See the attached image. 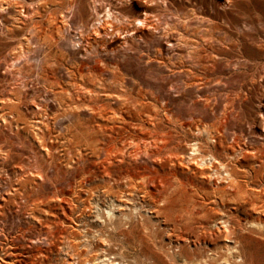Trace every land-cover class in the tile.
Listing matches in <instances>:
<instances>
[{
  "label": "rangeland",
  "instance_id": "obj_1",
  "mask_svg": "<svg viewBox=\"0 0 264 264\" xmlns=\"http://www.w3.org/2000/svg\"><path fill=\"white\" fill-rule=\"evenodd\" d=\"M169 1H147L162 24L138 37L128 24L143 12L135 0H0V264H71L72 256L100 264L102 194L159 208L133 217V230L111 231L122 253L112 244L114 260L172 264L157 250L165 224L174 239L190 235L178 259L200 260L223 243L212 226L222 217L237 230L227 237L239 238L247 264H264V229L250 225L264 220V0H233L226 9L201 0L200 14L191 10L196 0ZM102 18L112 26L97 34ZM150 122L162 142L144 130ZM205 129L233 167L236 188L128 153L134 136L177 152L194 141L206 147ZM108 144L123 148L124 160L115 150L108 159ZM241 148L255 153L242 156Z\"/></svg>",
  "mask_w": 264,
  "mask_h": 264
},
{
  "label": "bare ground",
  "instance_id": "obj_2",
  "mask_svg": "<svg viewBox=\"0 0 264 264\" xmlns=\"http://www.w3.org/2000/svg\"><path fill=\"white\" fill-rule=\"evenodd\" d=\"M147 1L148 0H145V1L135 0V2L139 5L140 9L143 12L140 15H138V18H134L133 20L128 21L129 26L132 25V28L134 30L133 32L136 35H138V37H141L146 31H148V35H149L153 31H155L156 29L160 28L161 24H162V23L159 24L158 20H156L155 18H153V17L151 18V15L148 13L149 12V6L147 4ZM200 1L201 0H196L195 5L191 7V10H194L193 12L196 14H200L203 12V10L200 9L201 5L199 6V4H198ZM120 2L123 3V1H120ZM232 2H233V0H221V7L225 8V9L227 7L229 8L232 5ZM161 4H163L165 6H170L171 4L173 5V1L161 0ZM98 8H99V6L97 4H95V2H94L93 3V12L96 15H98V12H99ZM201 16H202V14H201ZM202 18H204V17L202 16ZM111 26L112 25L110 24V20L108 18H102V19H99L98 25H95L94 29H95V32H97V34H100L102 31L107 30ZM126 28H128V27H126ZM110 32L112 35L115 34V32L117 33V31H110ZM173 45L174 44L170 39L166 40L165 47L167 49L168 48L170 49V47L172 48ZM144 125L145 124H143L144 130H146L147 133L153 135V137H151V138L155 142H157V139H159L162 142V138H161L162 133L156 130L157 127L155 128L154 123H152V122L149 123V125L153 126V128H152L153 131H151L150 128H148L149 125H145V126ZM204 132L207 135L206 147H203V145L200 144L198 141H194V142H190L189 151L188 150L187 151L178 150V152H177V151H174V146H170L167 143H163L160 146H154V148H152L146 141L141 143L143 141L142 140L143 137L134 136L133 142H132V149L131 150L129 149L128 153L130 154V156H134L135 157L134 159H136L137 156L140 155L141 153H145L147 155V157L150 158L151 161L160 162L159 164H161V161L162 162L168 161L173 166H175V165L177 166V164H183L192 173H194L196 171H199L202 173L207 172V178L208 177L214 178L213 183L217 189L220 188V186L217 184L218 181L225 182L227 184V186H233L234 188H236L238 181L235 180L233 167L230 165V163L224 162L226 160L223 161L222 159H220L221 157L223 158L222 155H221V157H219L215 154L216 144L214 142H217L216 137L211 135L212 132L209 129H205ZM218 134H219V132H218ZM254 134H257V137H258V135H260L258 132H255ZM166 138H170V133H168L166 135ZM128 142L131 143V141H128ZM125 143L126 142H124V148H125ZM236 144H238V143L236 142ZM227 146H229V144ZM175 147L177 148L178 145H175ZM112 150H115V152H117V153H121L122 158L121 159L118 158V159L120 161L124 160L123 156L125 153L123 152V148L122 149L116 148L114 145H111V144L110 145L108 144L106 146V152L108 155V157H107L108 159L110 158V153H112L111 152ZM240 150H241V152L239 154H241L242 156L253 155L255 153V151H253L252 149H247V148L242 149L241 148ZM226 152H228V151H226ZM235 152H232V154H230V152H229V154H227V156L230 158H236L237 156H236ZM220 154H222V153H220ZM141 156H142V154H141ZM225 156H226V154H225ZM224 158H227V157H224ZM227 160L229 161L228 158H227ZM189 165H191V166L193 165L194 169H191L189 167ZM109 167L103 166L102 172L109 175L111 172ZM146 168H148V167L146 166ZM153 169H156V167ZM205 170H207V171H205ZM127 171L129 173L130 170L128 169ZM134 171H135V169L132 168V172H134ZM124 172H126V171H124ZM128 173L126 172V174H128ZM128 179H130V178H128ZM209 179H211V178H209ZM216 188H215V190H216ZM102 195H104V196H102V202L103 203L100 202L101 200L99 201V199L95 200V203H96V206L98 209V212L96 211L97 216H95V218H97L102 224V228L98 230V233H99L98 238L100 241L102 239L104 240V242L102 241V244L104 246L99 248L100 253H99V255L96 256L97 262H99L100 264H133V262L131 260H128V259H126V260L121 259L119 261L114 260L115 258L111 254V253H113V248H114V251L116 252V254L118 256L122 255V253L120 250L115 249V247H118L117 245L119 242L116 243V241L114 242L111 239L112 235H113V234H111V231H114V232L115 231H121L122 226H124V228L128 227V229L133 230V228H134V227H132L133 226V222H132L133 217H135L138 214L139 216L144 218L146 216H144L141 211H144L146 213H148V212L153 213V212H159V208L156 207L155 201H154L155 203H153L151 205H146V204L144 205V204H142L143 202L134 201V198H132V197L131 198L126 197L125 201H122L121 203L120 202L115 203L114 199L105 196V194H102ZM99 198H101V196ZM115 211H117V214L115 213ZM162 217H163L164 221L166 219H168L165 215H162ZM156 219L159 220L158 217ZM213 224L214 225H212V226H214V230H217V232L224 234L225 243L223 241V243L221 245L216 246L214 249H209V250L204 249L203 258H201L200 260L178 259L179 256L181 257L184 250L188 249V247H190L191 238H190V235L183 234V233L179 234V236H180L179 238H175V239L172 238L171 234H172L174 228L171 227L172 225L170 226L168 224H165L162 226L161 229H158L162 233L161 236L166 237L167 241L164 242V241H162L163 239L161 241H159L160 244L158 245L157 250L160 251L163 254V256L168 261H170L172 264H207L208 263V257L212 260H217V261L223 260L225 262L224 264H247V260H246L247 258H245V255H244L243 251H241L242 249L240 248V245H239V241H240L239 238H238V240H235V239H231L230 237H227L228 234L236 233L237 230L234 227H232L231 225H229V221L227 219H224L222 217L219 218L218 220H216V222ZM250 225L256 227L261 232V230L264 229V220L255 221L253 223H250ZM206 229L209 230L210 232L212 230L210 227H206ZM137 231H135V232H137ZM124 233H126V232H124ZM129 233H127V234H129ZM131 233H133V232L131 231ZM121 235H123V233H121ZM192 240H194V239H192ZM114 243H116L115 246L114 247L112 246L113 248H111V245ZM96 248H98V247H96ZM67 252L70 253L69 251H65V254ZM97 252H96V254H97ZM219 253H222V254L219 255ZM159 254L160 253H158V256H159ZM72 257L73 258L70 259V263L75 264L74 259L76 258V256H72ZM122 257L123 256H121L120 258H122ZM151 259L152 258L149 259L150 261H146L147 262L146 264H156L155 263L156 259H153V261H151ZM158 259H159V257H158ZM163 261L165 262V260H163ZM230 261H232V262H230ZM164 262H162V263H164Z\"/></svg>",
  "mask_w": 264,
  "mask_h": 264
}]
</instances>
